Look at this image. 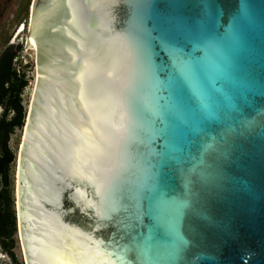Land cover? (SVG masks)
<instances>
[{"label":"water","instance_id":"obj_1","mask_svg":"<svg viewBox=\"0 0 264 264\" xmlns=\"http://www.w3.org/2000/svg\"><path fill=\"white\" fill-rule=\"evenodd\" d=\"M23 49V264H264V0H32Z\"/></svg>","mask_w":264,"mask_h":264},{"label":"trees","instance_id":"obj_2","mask_svg":"<svg viewBox=\"0 0 264 264\" xmlns=\"http://www.w3.org/2000/svg\"><path fill=\"white\" fill-rule=\"evenodd\" d=\"M23 44L7 41L0 52V253L10 264H20L12 252L14 248L15 218L11 198L10 166L14 154L8 146L15 129L22 128L26 109L21 94L28 85L27 64H22Z\"/></svg>","mask_w":264,"mask_h":264},{"label":"rangeland","instance_id":"obj_3","mask_svg":"<svg viewBox=\"0 0 264 264\" xmlns=\"http://www.w3.org/2000/svg\"><path fill=\"white\" fill-rule=\"evenodd\" d=\"M32 0H0V52L4 49L7 41L12 43L18 41L24 45V41L27 35V19L29 15L30 6ZM24 50V49H23ZM22 64H27L28 69L26 71V77L29 82L27 87L21 94V104L24 109L28 106V100L31 90L33 69H34V56L32 54H22ZM22 130L15 129L13 134L9 137L8 146L14 158L16 159L18 147L20 144ZM15 160L10 166V178H11V198L13 202V186L15 177ZM13 204V203H12ZM13 206V205H12ZM14 248L12 250L16 261L22 263L21 248L19 245V238L14 235ZM0 264H10V260L6 255L0 253Z\"/></svg>","mask_w":264,"mask_h":264},{"label":"bare ground","instance_id":"obj_4","mask_svg":"<svg viewBox=\"0 0 264 264\" xmlns=\"http://www.w3.org/2000/svg\"><path fill=\"white\" fill-rule=\"evenodd\" d=\"M26 111H27V108H26ZM23 128V127H22ZM22 130V129H21ZM17 157V156H16Z\"/></svg>","mask_w":264,"mask_h":264}]
</instances>
